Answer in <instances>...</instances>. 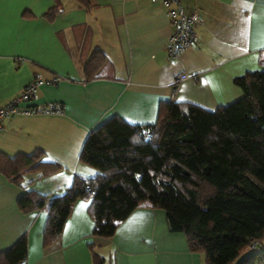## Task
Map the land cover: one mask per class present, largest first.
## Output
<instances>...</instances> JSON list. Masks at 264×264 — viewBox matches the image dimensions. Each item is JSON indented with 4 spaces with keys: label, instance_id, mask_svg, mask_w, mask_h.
<instances>
[{
    "label": "crops",
    "instance_id": "crops-1",
    "mask_svg": "<svg viewBox=\"0 0 264 264\" xmlns=\"http://www.w3.org/2000/svg\"><path fill=\"white\" fill-rule=\"evenodd\" d=\"M197 10V43L169 59L172 31L165 9L150 0H0V106L31 81L40 83L29 105L58 103V114L13 115L0 122V152L9 156L42 150L61 167L51 175L27 174L17 186L0 174V251L26 235V264H203L183 233L167 228L164 211L138 207L119 222L111 237L93 234L88 207L76 199L54 243L43 246L45 209L21 212L26 189L58 194L74 174L94 170L79 152L87 133L117 115L149 124L161 104L192 103L208 110L241 97L234 79L264 68V0H179ZM49 21L43 14L55 4ZM111 65L107 76L83 80L82 65L94 49ZM185 79L176 82V76ZM55 80V81H53ZM34 179L29 183L31 179Z\"/></svg>",
    "mask_w": 264,
    "mask_h": 264
},
{
    "label": "trees",
    "instance_id": "trees-1",
    "mask_svg": "<svg viewBox=\"0 0 264 264\" xmlns=\"http://www.w3.org/2000/svg\"><path fill=\"white\" fill-rule=\"evenodd\" d=\"M75 1L90 7L88 0ZM59 10L56 3L43 17L51 21ZM110 69L96 48L82 65L83 80ZM234 83L241 97L214 110L167 101L153 123L113 115L92 128L79 152L92 175L74 174L58 194L26 189L16 200L21 212L46 210L43 246L57 241L80 198L89 200L96 236L111 237L133 210L149 207L164 211L169 232L183 233L203 264H264V248L246 253L251 243L255 248L264 241V68ZM60 167L44 160L42 150L0 152V174L17 186L27 174L41 178ZM26 252L22 234L0 251V264H21ZM91 255L93 264H102L101 256Z\"/></svg>",
    "mask_w": 264,
    "mask_h": 264
},
{
    "label": "built area",
    "instance_id": "built-area-1",
    "mask_svg": "<svg viewBox=\"0 0 264 264\" xmlns=\"http://www.w3.org/2000/svg\"><path fill=\"white\" fill-rule=\"evenodd\" d=\"M160 4L165 9L172 31L168 36L165 46L166 55L169 59H176L186 48L197 43L196 27L202 23V16L197 10L187 12L179 0H150ZM187 75L180 73L176 76V82L185 79ZM55 81V80H53ZM40 81L33 80L28 83L20 93L8 103L0 106V122L3 118L13 115H35V114H58L62 107L58 103L45 105H29V101ZM257 242L251 243V247ZM21 264H26L25 262Z\"/></svg>",
    "mask_w": 264,
    "mask_h": 264
},
{
    "label": "rangeland",
    "instance_id": "rangeland-1",
    "mask_svg": "<svg viewBox=\"0 0 264 264\" xmlns=\"http://www.w3.org/2000/svg\"><path fill=\"white\" fill-rule=\"evenodd\" d=\"M262 248H264V241H262V243L255 248L249 247V249L246 251V253L255 252V251L260 250Z\"/></svg>",
    "mask_w": 264,
    "mask_h": 264
},
{
    "label": "snow or ice",
    "instance_id": "snow-or-ice-1",
    "mask_svg": "<svg viewBox=\"0 0 264 264\" xmlns=\"http://www.w3.org/2000/svg\"><path fill=\"white\" fill-rule=\"evenodd\" d=\"M262 46H264V45H262ZM79 207L80 208H87L88 207V204L86 202H82Z\"/></svg>",
    "mask_w": 264,
    "mask_h": 264
}]
</instances>
